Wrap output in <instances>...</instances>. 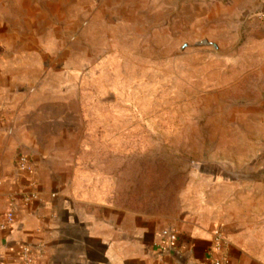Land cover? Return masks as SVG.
<instances>
[{
    "label": "rangeland",
    "instance_id": "rangeland-1",
    "mask_svg": "<svg viewBox=\"0 0 264 264\" xmlns=\"http://www.w3.org/2000/svg\"><path fill=\"white\" fill-rule=\"evenodd\" d=\"M237 1L0 0V68L67 93L78 203L264 254V21Z\"/></svg>",
    "mask_w": 264,
    "mask_h": 264
},
{
    "label": "crops",
    "instance_id": "crops-1",
    "mask_svg": "<svg viewBox=\"0 0 264 264\" xmlns=\"http://www.w3.org/2000/svg\"><path fill=\"white\" fill-rule=\"evenodd\" d=\"M237 2L245 5L251 19L264 21V0ZM17 69V65L9 71L0 68V223L12 199L20 205L12 229L0 231L1 264H22L23 246L39 254L34 264H160L159 234L169 228L144 215L109 214L103 207L80 204L72 197L79 191L73 181L79 179L81 163L73 151L76 143L61 135L69 130L60 119L71 113L67 93H51L43 85L47 79L36 82L32 76L20 77ZM22 151L31 155L34 173L18 170L16 161ZM28 193L35 198L24 206L20 198ZM215 226L183 227L173 249L178 255H164L168 263L214 264L222 256L214 245L219 228L228 264H264V254L251 251L240 237Z\"/></svg>",
    "mask_w": 264,
    "mask_h": 264
},
{
    "label": "built area",
    "instance_id": "built-area-1",
    "mask_svg": "<svg viewBox=\"0 0 264 264\" xmlns=\"http://www.w3.org/2000/svg\"><path fill=\"white\" fill-rule=\"evenodd\" d=\"M16 166L18 170L24 173H34L35 172V164L32 160L30 154L21 153L17 157ZM35 198L34 193H28L23 195L20 200L21 204L26 206L31 203V201ZM19 202L17 198L11 200V207L9 211L5 214L2 222L0 223V231L3 233H7L12 229V227L16 223V214L19 209ZM160 242H159V249H160V264H169L164 256V252L168 251L169 249H175L179 233L173 229H164L159 234ZM214 245L216 251L221 253V258L214 261V264H228V255L226 254V243L223 231L221 229H216L214 235ZM20 258L22 264H34L38 257L37 251L32 250L29 246H23L20 250ZM1 264V261H0Z\"/></svg>",
    "mask_w": 264,
    "mask_h": 264
},
{
    "label": "water",
    "instance_id": "water-1",
    "mask_svg": "<svg viewBox=\"0 0 264 264\" xmlns=\"http://www.w3.org/2000/svg\"><path fill=\"white\" fill-rule=\"evenodd\" d=\"M248 181H258L261 179H264V166H262L257 172L251 174V175H247L246 176ZM244 178V179H246ZM243 180V178H241ZM164 255L170 254V255H178V252L173 250V249H169L168 251L163 253Z\"/></svg>",
    "mask_w": 264,
    "mask_h": 264
}]
</instances>
